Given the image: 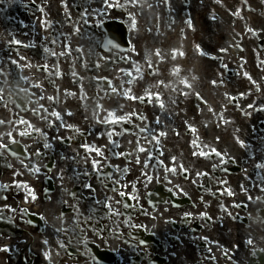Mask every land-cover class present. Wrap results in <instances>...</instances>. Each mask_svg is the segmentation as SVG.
Wrapping results in <instances>:
<instances>
[{
	"label": "flooded vegetation",
	"instance_id": "flooded-vegetation-1",
	"mask_svg": "<svg viewBox=\"0 0 264 264\" xmlns=\"http://www.w3.org/2000/svg\"><path fill=\"white\" fill-rule=\"evenodd\" d=\"M84 1L71 42L80 0H0V264H264V50L181 65L201 3Z\"/></svg>",
	"mask_w": 264,
	"mask_h": 264
},
{
	"label": "snow or ice",
	"instance_id": "snow-or-ice-1",
	"mask_svg": "<svg viewBox=\"0 0 264 264\" xmlns=\"http://www.w3.org/2000/svg\"><path fill=\"white\" fill-rule=\"evenodd\" d=\"M109 7H113V5L112 4H109L108 5ZM116 7H119L120 5H115ZM221 51H223V49L221 50ZM130 75V74H129ZM114 91H115V89H114ZM131 98V97H130ZM51 99V98H50ZM70 114V113H69ZM53 115H56L57 116V118H59V114L58 113H53ZM110 115H113V119L110 121L111 123H116L120 118H118V117H115L114 116V114H110ZM23 134H25V133H22V135ZM109 136H111V133H109ZM195 143V142H194ZM90 150H94V151H96L97 152V154L99 155V154H102L101 152H100V150L99 149H90ZM142 151H143V149H141ZM213 151H215V150H213ZM195 154V153H194ZM217 155H219V153H216ZM94 166H95V162H94ZM170 171H175V169H170ZM229 194H231V192H229ZM120 195H124V193H120ZM249 243H251V241H249ZM6 250V249H5Z\"/></svg>",
	"mask_w": 264,
	"mask_h": 264
},
{
	"label": "rangeland",
	"instance_id": "rangeland-1",
	"mask_svg": "<svg viewBox=\"0 0 264 264\" xmlns=\"http://www.w3.org/2000/svg\"><path fill=\"white\" fill-rule=\"evenodd\" d=\"M253 17V20L256 22V23H261L262 22V19L261 18H257V17Z\"/></svg>",
	"mask_w": 264,
	"mask_h": 264
},
{
	"label": "bare ground",
	"instance_id": "bare-ground-1",
	"mask_svg": "<svg viewBox=\"0 0 264 264\" xmlns=\"http://www.w3.org/2000/svg\"><path fill=\"white\" fill-rule=\"evenodd\" d=\"M188 58H189V60L193 59V54H190V55L188 56ZM16 64H17V63H15V66H16ZM9 67H11V66L8 65V68H9ZM34 75H35V74H34ZM10 225H12V224L10 223Z\"/></svg>",
	"mask_w": 264,
	"mask_h": 264
}]
</instances>
